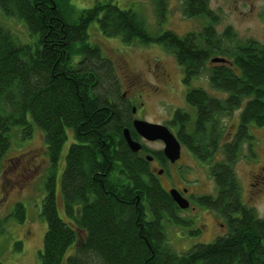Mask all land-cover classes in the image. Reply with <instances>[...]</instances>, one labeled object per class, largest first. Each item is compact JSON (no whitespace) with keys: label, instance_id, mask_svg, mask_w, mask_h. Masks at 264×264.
<instances>
[{"label":"trees","instance_id":"obj_1","mask_svg":"<svg viewBox=\"0 0 264 264\" xmlns=\"http://www.w3.org/2000/svg\"><path fill=\"white\" fill-rule=\"evenodd\" d=\"M159 1L156 17L164 21ZM74 13L69 4L54 0H0L1 16L23 23L28 32V41L21 42L0 22V157L12 145L14 131L29 138L36 128L54 167L67 129L73 132L59 175L67 221L58 214L53 171L45 183L40 216L46 231L36 264H264V217L243 202L234 171L240 146L254 144L248 127H264V43L239 45L229 28L218 35V17L207 0H184L185 18L208 23L182 37L168 29L152 35L143 17L113 0ZM93 23L105 37L161 46L182 70L183 85L197 82L207 70L211 92L225 95L188 88L184 103L193 120L184 110L173 118L181 147L211 165L216 192L199 204L218 215L227 230L213 242L181 254L169 246L165 223H188L176 217L168 192L122 137L123 129L131 131L128 109L119 98L111 64L88 42ZM235 110L240 112L236 134L223 137L222 159L213 164L223 131L220 119ZM250 153L249 159L255 156ZM12 215L22 223L23 206L17 205Z\"/></svg>","mask_w":264,"mask_h":264},{"label":"rangeland","instance_id":"obj_2","mask_svg":"<svg viewBox=\"0 0 264 264\" xmlns=\"http://www.w3.org/2000/svg\"><path fill=\"white\" fill-rule=\"evenodd\" d=\"M96 1L104 0H54V3L57 2L61 6L69 4L76 16L82 10L91 8ZM113 2L119 8L133 9L143 17L152 35L168 29L182 37L200 31L208 23L203 18H185L184 0H162L164 21L156 17L157 9L160 8L159 0H113ZM158 4L159 7H157ZM207 4L208 9L218 17L216 25L214 24L218 35L229 28L239 45L247 40L258 44L264 43V0H207ZM0 22L19 41L24 43L28 41V32L23 23L17 20H6L1 14ZM161 23L163 25L160 27ZM88 42L98 46L100 56L111 64L115 82L118 83V91L121 94L126 93V99H130L131 105L143 104V108L140 109L139 106V112L136 115L143 120L169 121L170 123L174 118L173 114L181 110H184L193 120V111L184 103L185 93L191 87L203 89L212 97L225 96L211 92L206 79L207 70L202 71L203 76L197 82L194 81L189 86L183 85L180 80L182 70L176 64L173 55L159 45L125 43L120 38L105 37L96 23L90 25L88 29ZM168 66L174 69L173 76L171 71L169 73L173 83L162 79V74L164 71L167 72ZM206 66L208 67L209 63ZM129 76L131 79L128 82ZM140 95L141 98H139ZM163 100L171 105H163ZM239 113V110H235L231 116L220 119V128H223V131L218 141H222L225 135L230 138L235 136ZM186 127L188 129V124ZM167 129L173 135L176 134L174 127L167 126ZM248 133L254 144L250 146L244 143L240 146L234 171L243 202L247 207L254 209L258 218H263L264 178L259 176L264 177V127L249 126ZM11 137L12 145L0 157V264H36L46 231V224L40 216L42 202L46 195L45 183L53 171L58 214L67 221L61 200L59 175L65 168V157L69 145L73 142V132L67 129L65 142L60 148L54 167L40 130L34 128L29 138H21L18 131H14ZM147 147L149 150L158 152L163 149V144L156 141L147 144ZM251 149L255 156L249 159ZM216 153L213 164L220 160L222 150L218 147ZM176 166H178L176 170L181 175L172 173L174 175H171V180L165 176L157 178L158 184L164 189L168 191L169 188L176 189L184 186L189 194L197 197L215 195V187L209 176L211 165L208 167L181 147V159ZM257 182L259 183L256 184ZM19 204L24 209L22 223L16 221L12 215V211ZM191 205L195 207L194 211L188 209L176 213L181 221L188 223L183 224L188 227L168 223L164 226L167 242L178 254L186 252L197 244H209L216 237L227 232L223 220L218 215L199 208L194 203ZM194 231L196 233L190 234ZM18 242L21 243V248L16 250L15 244Z\"/></svg>","mask_w":264,"mask_h":264},{"label":"flooded vegetation","instance_id":"obj_3","mask_svg":"<svg viewBox=\"0 0 264 264\" xmlns=\"http://www.w3.org/2000/svg\"><path fill=\"white\" fill-rule=\"evenodd\" d=\"M158 70V69H157ZM170 71H171V74H172V76L174 75V69H173V67H171V66H168V70H167V72L166 71H164L163 72V74H162V79L164 80V81H166V82H170V83H173V80L171 79V77H170ZM131 79V77L129 76L128 77V82H129V80ZM129 85V87H132L130 84H128ZM142 96L140 95L139 96V98H141ZM119 98L121 99V101H123L125 104H126V106H127V109H128V121H127V123H129V126H130V128H131V131L130 130H128L129 131V133L130 132H132L133 133V135H134V141H136V142H138V141H142L141 143L140 142H138L140 145H141V150L139 151V152H137V153H135V154H137L138 155V157L141 159V158H143L144 160H145V162L147 163V170H148V174L149 175H151L156 181H157V178H159V177H167V179L168 180H171L172 178H171V175H174V174H172V173H175L176 175H181L176 169H178V166H176V163H178L179 161H180V159H181V149H180V157H179V159L178 160H176L175 162H170L169 160H167L165 157H164V155H163V149L162 150H160V151H158V152H155V151H152V150H149L148 149V147H147V144H150V143H153V142H147V141H145V140H143L135 131H134V129H133V125H132V122L134 121V119H139V120H141V121H146V122H149V123H151V124H156V125H161V126H164V127H166L167 128V126H172V127H174L175 129H176V132H178L179 131V123L178 122H173V119H171V121H170V123H169V121H166V122H154V121H147V120H143V119H141L140 117H137L136 115H137V113L139 112V110H138V108H139V106H140V109L141 108H143L142 106H143V104L142 103H140V105L139 106H137V105H135V106H133V105H131V103H130V99H126V93H123V94H121L120 92H119ZM163 105H165V106H169V105H171V104H168L167 102H165V100H163ZM175 116V114H173V117ZM123 130H125V129H123ZM123 132V131H122ZM122 137H123V134H122ZM130 137H131V133H130ZM221 137V136H220ZM229 137V136H228ZM132 138V137H131ZM115 148H116V146L118 145V141H115ZM127 145V144H126ZM223 145H224V142L223 141H220V143H219V148L220 149H222V147H223ZM150 153H152L153 155H151ZM150 154V155H149ZM191 154V153H190ZM192 155V154H191ZM222 159V154H221V156H220V160ZM218 161V160H217ZM204 163V162H203ZM205 164V163H204ZM206 165V164H205ZM259 178H264L262 175H260L259 176ZM254 180H257V178L255 179L254 178ZM183 181H185V182H187L185 179H183ZM160 185V184H159ZM160 187L164 190V191H166V192H168V194H169V192L170 191H175L176 192V194H177V196L179 197V198H181V199H183V200H186L187 202H188V208L187 209H185L184 211H186V210H188V209H190V210H192V211H194L195 210V207L193 206V205H191V203H194L195 204V206H198L199 208H203V209H205L204 207H202V206H200V204H199V200L203 197V196H194V194L192 195V194H189L188 193V190H187V188L186 187H184V186H180V188H176V189H174V188H169L168 189V191L166 190V189H164L161 185H160ZM170 196V195H169ZM170 198H171V196H170ZM171 200L173 201V199L171 198ZM174 202V201H173ZM174 204H175V206L177 207V205H176V203L174 202ZM177 209H178V212L179 211H183V210H181V209H179L178 207H177ZM177 212V213H178ZM176 217H178L177 216V214H176Z\"/></svg>","mask_w":264,"mask_h":264},{"label":"water","instance_id":"obj_4","mask_svg":"<svg viewBox=\"0 0 264 264\" xmlns=\"http://www.w3.org/2000/svg\"><path fill=\"white\" fill-rule=\"evenodd\" d=\"M212 63H223L222 59H212ZM134 131L147 142L159 141L163 144V155L170 162H175L180 157L181 145L175 135H173L166 127L156 124H151L146 121L134 120L132 122ZM123 138L128 148L137 153L141 150V145L130 137L127 129L122 132ZM169 195L181 210L188 208V202L179 198L175 191H170Z\"/></svg>","mask_w":264,"mask_h":264}]
</instances>
